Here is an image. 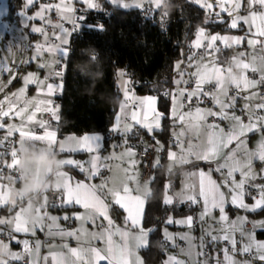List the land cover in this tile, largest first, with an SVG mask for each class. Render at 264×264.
<instances>
[{
  "label": "snow or ice",
  "instance_id": "snow-or-ice-1",
  "mask_svg": "<svg viewBox=\"0 0 264 264\" xmlns=\"http://www.w3.org/2000/svg\"><path fill=\"white\" fill-rule=\"evenodd\" d=\"M35 2L36 0H23V6L18 11V15L23 17L20 27L29 30L31 34L43 36L44 42L35 43V53L30 59L19 61V63L27 66L36 61L38 57H43L44 53H48L50 58L40 62L38 69H50V71L43 79L39 77L38 72H27L22 76L23 86L16 92L5 94L0 100V130L6 129L3 138L0 139V148L5 149L4 152H0V157H10V160L0 161V168L16 173L8 177L9 183H0V206L7 208L9 213L14 211L17 198L21 201L24 199L23 192L14 186L15 181L20 182L21 180L18 173L19 149L24 143H43L57 154L86 149L87 152L93 154L87 176V179L91 180L99 174L97 161L101 159L99 149L104 140L102 133L84 134L79 137L72 134L61 140L58 138V130L52 127L51 122L39 119L37 116L38 113L46 112L51 115L53 121L60 120L59 105L54 103L52 97L57 90L63 91V76L67 71V61L72 51L71 37L74 34H80L82 26L104 31V25L85 23L88 16L86 14L77 16L76 9L70 0L67 2L60 0L58 4L41 3L36 11L29 14L28 9ZM107 2L118 9L134 7L144 10L143 0H134L133 3H129L128 0H107ZM82 3L87 6L85 12L103 10L102 5L94 0H82ZM148 3L153 13L162 6L161 0H148ZM189 3L203 10V24H223L225 23L224 15H226L229 18L228 28L235 30L242 24L246 26L247 32L244 35L209 33L206 27L198 26L194 34L195 39L191 41V47L187 52H181L182 59L174 65L180 77L175 79L174 83L177 86L181 84L186 86L179 89L178 95L189 103L186 106L187 111L178 110L184 109L185 104L178 103L177 94L172 93L170 116L172 128L179 126L181 131L171 133L174 142L167 150V158L172 164L177 161H181L184 165L190 164L192 170L188 172V176L192 178V182L184 184L175 197L166 194L163 204L166 208L173 206L176 202L191 204L193 207L192 214L182 219H174L172 215H169L165 223L186 225L189 230H194L198 221L204 233L200 237L198 248L203 249L206 242L212 246L218 245L221 241L227 242L222 250L223 264H254L252 259L247 258L249 254L258 257L259 261L264 264V240L256 238L257 231H264V218L254 221L250 220L247 215L264 210V183L259 182L264 181V96H261L258 102L253 103V98L258 95V87L264 85V0H189ZM53 9L59 17L56 23H53L50 18L46 19V13ZM6 14L7 9L0 11V17ZM166 17V13L161 14L162 25ZM145 18L149 16L145 14ZM151 18L155 20L154 16ZM37 19L44 24L51 25L54 29H59L58 33L53 32L52 34L58 43H49L50 37L45 28L31 23ZM61 21H67L72 27H65ZM16 30V26L0 21V39L5 33L12 34ZM245 40L253 52L256 51L257 45L260 46L259 62L255 55L250 62L244 59L237 61V55L241 58L245 56L244 52L237 53L231 59L236 62V68L241 69L239 73L233 71L231 63L228 67H223L217 62L215 54L221 51L219 45H223L225 49L233 46L239 47ZM201 48L205 50L206 55L194 51ZM197 56H200L202 68L196 63ZM185 60L189 79H184ZM14 63L16 62L9 61L8 65L0 70V93H5V90L17 78L18 70L9 66ZM248 70L258 74V78L253 79L246 75L245 72ZM5 72L8 74L7 81L2 79ZM116 75L121 81L123 99L118 106L119 111L115 114V122L111 131L122 136L123 154L130 158L129 164L135 166L136 153L129 144V136L139 135V132L138 130L133 131L134 125L131 123L125 122L121 126V114L127 116L130 112L131 121L145 129L150 136L155 131L162 130L161 121L165 118V114L157 111L155 107L157 97L152 95L137 98L139 111L135 110L137 109L136 104L129 109L128 104L134 98L128 87L132 81L130 77L124 79L127 76L125 69H117ZM56 78H59V83L52 82ZM192 83L194 87H187ZM30 85L35 86L36 95L28 98L27 89ZM205 85H209L211 90L205 91ZM243 92H247V95L243 96V106L238 109L237 100ZM218 94H222L224 98L220 99ZM165 95L167 96L168 93ZM194 97L197 106L193 111L191 101ZM205 97L212 100L211 108L199 106ZM22 98L23 103H20ZM149 113L152 114L150 118ZM209 118H213L211 123L208 122ZM16 119L19 123L4 122ZM217 120L223 122V126L217 123ZM202 129L206 131L203 138ZM186 131L195 133L198 141L196 144L189 143L187 148L181 139ZM250 135L255 136L254 141L250 142ZM67 142L73 143L75 147L65 148L64 144ZM163 148L164 146L157 140L155 151L159 153L163 151ZM173 148L178 151H173ZM59 164L60 170L57 175L61 180L54 188L63 191L68 203L74 202L84 209L83 213H74V217L76 220L90 223L95 231L90 234L85 232L88 236L85 246L80 242L79 229H61L55 234L50 229L48 236L51 239H54L55 235H59L62 241L65 237L77 239V247H70L67 242L60 245L62 249L67 250L66 252L50 251L52 264H144L138 254L139 250L149 246V236L156 230L144 227L146 200L134 199L127 185L118 184L111 177L99 185L84 181H77L73 185L70 183L69 174L62 171L63 166L74 165L84 172V165L71 158H60ZM3 179L4 177L0 175V180ZM154 179L155 177H151L146 182L149 185ZM109 182H111V187H108ZM164 188L165 190L170 189L171 184L165 183ZM108 197L111 199L109 200ZM246 197H249L252 203H247ZM44 202L46 205V195H44ZM229 205L233 209L242 210L244 215L237 214L235 217H230L226 210ZM113 210L123 213V226L115 223L110 215ZM37 212L36 219H29L24 208L20 207L19 211H15L14 216L0 218V225H13L12 231L15 233H31L34 236L38 226L43 230V220L46 215L41 214L40 209H37ZM51 219L56 220L57 218ZM64 219L68 220L69 217L65 216ZM204 225L211 227L205 231ZM130 231H136L139 234L140 238L134 243L129 241ZM0 234H5L4 229H0ZM7 235L10 239L13 238L11 231ZM162 235L165 240L171 239L167 228L163 230ZM237 235L239 240H237ZM186 238L187 236L181 237V239ZM17 243L22 244L23 253L11 252L9 246L0 241V264H9L6 257L20 260L24 254L33 255V246L27 239L17 240ZM41 246L42 242L37 239L34 245L36 258L26 260L25 264H39ZM202 255L208 256V253L197 252L198 257ZM43 259L47 264L48 255H45ZM173 261L174 264H184L175 257L168 258L163 264H171ZM195 264H202V262L197 259ZM203 264H212L211 258ZM215 264H222V262L216 259Z\"/></svg>",
  "mask_w": 264,
  "mask_h": 264
},
{
  "label": "trees",
  "instance_id": "trees-1",
  "mask_svg": "<svg viewBox=\"0 0 264 264\" xmlns=\"http://www.w3.org/2000/svg\"><path fill=\"white\" fill-rule=\"evenodd\" d=\"M98 1L103 10L85 12L86 9L76 6V14L88 16L85 23H102L104 31L82 26L80 34L71 37L72 51L63 76V91L57 97L60 120L54 128L59 136L102 133L108 146L106 134L120 102L117 69L126 70L137 94L156 96L160 112L166 115L169 102L162 92L172 82L174 64L182 58V51H188L197 27L204 26L220 33L241 31L228 28L227 20L223 24H203V10L189 0H166L170 18L167 31L160 24L146 19L140 9H118L107 0ZM22 3L23 0H8L9 11L16 13ZM109 12L111 14L107 15ZM229 51L224 48L218 53L220 64H224ZM160 134L159 138L163 139L164 131ZM139 137L140 134L129 136V141ZM180 174L177 171L166 176L161 168L153 173L155 179L151 181L152 191L147 198L143 223L145 228L156 230L149 236V246L142 250L145 264H159L164 255L165 250L159 249L158 244L162 241L160 231L165 219L169 215L183 217L192 214V206L183 204L166 208L162 204L164 182L169 180L171 189H176Z\"/></svg>",
  "mask_w": 264,
  "mask_h": 264
},
{
  "label": "crops",
  "instance_id": "crops-1",
  "mask_svg": "<svg viewBox=\"0 0 264 264\" xmlns=\"http://www.w3.org/2000/svg\"><path fill=\"white\" fill-rule=\"evenodd\" d=\"M55 1H57V0H55ZM66 2H67V0H66ZM70 2H72V0H70ZM95 2L99 3L98 0H95ZM75 3L77 5L83 7L84 9H86V7H87L86 5H84L82 3L81 0H76ZM165 5H166V0H165V3L163 4V6H165ZM7 6H8V4H7ZM7 11H8V9H7ZM215 11H219V9H215ZM228 19L229 18L226 15H224V20L228 21ZM53 21L57 22L58 20L56 18H53ZM206 29L209 33H216V32L210 31V29H208V28H206ZM238 29H241V31L236 32V33H226V34L244 35L247 32L246 26H244L242 24L240 25V27H238ZM221 34H225V33H221ZM194 39H195V37H194ZM217 43L219 44V42H217ZM219 46H220L221 50L224 49L223 45H219ZM227 49H229L230 51H229L228 57L226 58L223 65L219 63V59H220L219 54H218L219 52L215 54L216 59H217V62L223 67H228L229 63H231V65L233 67V71L235 73H239L241 71V69L236 68V66H235L236 62L232 61V59H231L234 55H237V53H239V52L245 53V56L243 58H241L237 55V61H239L240 59H244L246 62H250L254 55L256 56L257 62H259V60H260V55H259L260 46L257 45L256 51L253 52V50L248 47L246 40L239 47L233 46V47L227 48ZM181 59H179L177 61H180ZM196 63L199 67H201V68L203 67L201 60H200V57L196 59ZM183 66L185 68L184 79H186V77L188 76V74H187V61L186 60H185ZM192 70L195 71V69H192ZM249 72H250V70L246 71L245 74L248 75ZM127 78H129L128 74H127V76L124 77V79H127ZM179 78L180 77L177 73V70L174 67V72L172 75L171 84L174 86L173 93L177 94V102L178 103L181 102V97H179L178 91L180 88H183V86H184L183 84L177 86L174 83V80L179 79ZM117 86H118V90L120 92V102H121V100L123 99V96H122V86H121L120 79L117 80ZM206 86H208V85H205L204 88ZM128 87L131 90L130 94H132L134 96L133 100H131L129 102L128 107H129V109H131L132 105L136 104L137 109H135V110L139 111L140 110L139 109V100L137 98L148 96V95L137 94L132 83H130L128 85ZM34 91H36L35 88H34ZM218 95H220V99L224 98L222 94H218ZM244 95H247V92H243L237 100V108L238 109L243 106V103H244L243 96ZM258 101H259V98L257 95L256 97L253 98V103L258 102ZM120 102H119V104H120ZM171 106H172V104L170 101L169 107L167 110L169 118L167 120L165 117L161 121L162 130L155 131L151 136L147 133V131L145 129L141 128L139 125H135V122L131 121L130 112L128 113L127 116H125V114H121V126H123V124L125 122L131 123L134 125V129H133L134 132L138 130L140 136L141 135L143 137L147 136L145 138L148 141V143H153L154 146L156 147V141L158 140L160 142V144L164 146L163 151L157 153L155 155L153 161H152V172H151L150 178L153 176L154 171L158 168H161L163 174L166 176H169L170 174H173L177 171H180V173H181L179 185L176 189L172 190L170 188L168 190H165L164 185H163L162 204H163V199H164L166 194L175 197L181 191L182 186L184 184L192 182V178L188 176V172L192 170V167L190 164L184 165L181 161H177L175 164H172L169 162V160L167 158V150L169 147L172 146V144L174 142L173 136L171 135V133L173 131H175L177 133H179L181 131V128L179 126L176 127L175 129L172 128V120L170 118ZM212 106H213V103L211 106H200V107L201 108H211ZM155 107H156L157 111L160 112L158 98L156 100ZM192 109L194 111L195 107H192ZM178 110L187 111V107H185L184 109H178ZM118 111H119V107H118L116 112H118ZM42 113H44V112H42ZM42 113H38L37 116H39ZM148 115L150 118L152 114L149 113ZM211 119H213V118H209V120H208L209 123L212 122ZM6 121L8 122V120H5L4 122H6ZM11 122L19 123V120L16 119V120H13ZM114 122H115V116H114L113 123ZM218 123H220L221 126H223V122L219 121ZM109 130L111 131V128ZM0 131H1L0 139H2L3 135H4V131H6V129L0 130ZM162 131H164V135H163L164 138L163 139L159 138V136H161L160 133ZM87 134H93V133H87ZM115 134L119 135V138L122 140V136L120 134H118V133H115ZM69 135H72V134L59 136V133H58V138L63 140L65 137H67ZM204 135H206V131L202 129V138ZM76 136L79 137L82 135H76ZM181 139L184 141L185 148H187V145L189 143H192V144L198 143V141L195 138V133L189 132V131H186L184 133V135L181 137ZM254 140H255V136L250 135V142L254 141ZM30 144L33 147H35L37 152H39L41 150L42 146H46L47 150L50 153H54L53 151H51L49 149V147L46 144H43V143H30ZM64 147L67 149H72L75 147V145L71 142H67L64 144ZM172 150L178 151V149H176V148H173ZM4 151H5L4 148H0V152H4ZM123 153H124V145L122 148L117 150L114 147V142H109V144L107 146L106 142H105V137H104V140L102 141V145L99 149V155H100L101 159L97 161L99 171L103 170V174H101V175L98 174L94 179H91V180H88L87 176H88V170L91 167V157L93 154L87 152L86 149L85 150H79L78 149L75 152H66L63 154L55 153V154L58 156L59 159L60 158H64V159L71 158V159H74L76 161H80L84 165V167H85L84 172H81L80 169L74 165L63 166L62 171H66L69 174L70 183H72L74 185L77 181H84L85 183L99 185L100 183H102V181L111 177L113 180L116 181V183L127 185L129 187V189L131 190V194L133 195L134 199L146 200L145 206H144V215H145L147 198L150 196L151 191H152L151 183L148 185L146 180H143L141 178L139 169L135 166L130 165L129 164L130 158L126 154H123ZM105 158H107V159H105ZM4 159L10 160V157L9 156L0 157V161H2ZM156 161H158V163H154ZM126 169H128V171H126ZM170 169H171V171H170ZM59 170H60V164H59L57 172L55 173V176L50 174V170L48 173L41 175L39 172V165H37L34 169V171L36 172V179L38 181H40L41 183H44L45 181L50 182V183H48L47 187L44 190L37 189V190L33 191L32 193H28L22 188V185L19 181H15L14 186L17 189H19V191L23 192V194H24L23 201H21L19 198H17V205H16V207L12 213H9L7 208L0 206V218L14 216L15 211H19L20 207L24 208L25 214L29 217V219H36L38 217L37 209H40L41 214H46L44 216V220H43V224H44L43 230H41L38 226L34 236L31 233H28V234L15 233L14 231H12L13 225H0V229H4V233L7 234L9 231H11V235L13 237L12 239H10L9 241L5 240V239H0V241H3L5 244H7L9 246V249L11 252L23 253V248H20L18 246L17 240L23 241V240L27 239L29 241V244L31 246H33V255L28 256L27 254H24V255H22L21 259L28 258V260H29V259H35L36 258L34 245H35V241L37 239H39L42 242V246L40 248V254H39V264H45L44 259H43V257L45 255H48L47 264H52V257L49 255L50 251L66 252L67 251L66 249H62L60 247V245L63 242H67V244L70 247H77V239H75V238L65 237L63 241L61 240V237L59 235H55L54 239L49 238L48 232L50 229L54 234L58 233L59 230H61V229H72V230L79 229L80 231L78 232V236L80 238V242L82 244H84L85 246H86L87 240H88V236L85 235V232L90 234L92 231H95V229H93V227L90 223H86L84 221L75 219L74 213H83L84 209L81 206L76 205L74 202L68 203L67 198L64 195L63 191L57 190L54 188L61 180V178L57 175ZM0 175H2L4 177L3 180H0V183H9L10 181L8 180V177L10 175L14 176V175H16V173L14 171L10 172L6 168H0ZM259 182L264 183V181H259ZM165 183H170V182H169V180H166L164 182V184ZM108 187H111V182H109ZM52 189L57 190L62 194V197H63L62 201L64 204V207L62 209L49 208L47 206V204L45 205L44 195H46L47 192L49 190H52ZM108 199L110 200L111 198L108 197ZM245 199H246L247 203H252V201L249 197H246ZM174 205H183V204H181L180 202H176ZM185 205H187L189 207L192 206L191 204H187V203ZM113 208H115L114 205H113ZM226 210L228 211V214L230 217H235L237 214L244 215L242 210L233 209L231 205H229ZM110 215L112 216V218L114 219V221L117 225L123 226V213L121 211L113 210L110 212ZM217 215H218V213H217ZM247 215H248V218L250 220L260 221L262 218H264V210H261L255 214L248 213ZM65 216H68L69 219L65 220L64 219ZM53 217H55L57 219L52 220L51 218H53ZM184 217H186V216L174 217V219H182ZM166 219H165V221H166ZM165 221L162 223V226H161V231H160L161 232V240L163 242L171 244L172 247H171V249L164 251V255H163L159 264H163V262L170 257H175L177 260L183 261L184 264H195V261L197 259H199L203 264V262L206 261L205 256H203V255L199 256V257L197 256V252H200V251L205 252V247H206L205 246L203 249H200L197 247V245H199V243H200V237L202 235H204V233L201 231V228L199 226V222L198 221L196 222L197 226L195 227L194 230H189V228L186 225L181 226V225H177V224H166ZM68 222L72 223V227L66 226V224ZM210 227H211L210 225H204V230L207 231ZM225 227H227V225H225ZM165 228H167V232H168L169 237L171 239L165 240L164 236L162 235V232ZM182 236H187V238L181 239ZM193 237H195V239H193ZM138 238H140V237L136 231H130L129 232L130 243H134ZM256 238L260 239V240H264V231H257L256 232ZM93 243H95V241H93ZM178 243H181L183 246L181 248H177ZM50 245H52L54 247L50 248L49 247ZM206 245H207V242H206ZM143 249H145V248L140 249L138 254L141 256V258L144 261V258L142 255ZM189 252L191 253L190 255H189ZM6 258L9 260V262H18V260H13V259H11V257H6ZM171 264H174V261L171 262ZM255 264H262V262L259 261L258 257H256V259H255Z\"/></svg>",
  "mask_w": 264,
  "mask_h": 264
},
{
  "label": "built area",
  "instance_id": "built-area-1",
  "mask_svg": "<svg viewBox=\"0 0 264 264\" xmlns=\"http://www.w3.org/2000/svg\"><path fill=\"white\" fill-rule=\"evenodd\" d=\"M151 7H145L143 10V16H145V14H147L149 16L148 19H150L152 22L160 24L162 26V29L164 31H167L169 28V24H170V18L168 15V10L166 8V5L161 7L160 9H157L154 13L150 11ZM162 13H166L167 17L164 19L163 21V25L161 24V14ZM77 16H79L78 14H76ZM152 16L155 17V20L153 21V19L151 18ZM72 27V26H71ZM191 47V46H190ZM189 47V48H190ZM198 53H200L201 55H206V52L203 48L201 49H196L194 50ZM200 56H197V58H199ZM249 77L256 79L258 78V74H254L251 71L248 74ZM186 79H189V76L186 77ZM52 82H56L59 83V78H56L54 81ZM186 87L185 85L183 86V88ZM189 88L194 87V83L190 84L189 86H187ZM173 89L174 86L170 83L169 86L162 92V96L170 103L171 101V95L173 93ZM205 91H209L210 86H206L204 88ZM258 91V98L260 99L261 96H264V85H261L258 87L257 89ZM165 93H168V95L166 96ZM61 92L58 91L55 95H54V103L56 105H59V102L57 101V97L60 96ZM181 102H183L185 104V107L187 106V104L189 103L186 99L181 98ZM212 100L205 97L203 100V103L199 104V106H211L212 105ZM192 107H196L197 106V101L196 98L194 97L193 100L191 101ZM239 114V113H238ZM166 119L168 120L169 116H168V112L165 115ZM39 119H43V120H48L51 122L52 127H56L58 122L57 121H53L51 119V115L49 113H42L38 116ZM212 121V119H211ZM217 123L219 122L218 120L216 121ZM106 139L109 142H114V147L115 149H120L123 147V143L122 140L119 138V135L115 134L112 131H108L106 134ZM129 144L134 148L135 150V159L137 161L135 167H137L140 171V176L143 180H147L150 178L151 176V172H152V161L155 157V155L157 154V152L155 151V146L153 143H148V141L146 140L145 137H143L142 135L137 139V140H133V141H129ZM99 174H103V170L99 171ZM47 197V206L49 208H55V209H62L64 207L63 201H62V194L57 191V190H49L46 194ZM158 221L161 222V217L158 218ZM67 227H72V223L68 222L66 224ZM0 239H5V240H10L9 236L5 233V234H0ZM227 242L221 241L218 245L216 246H212V245H206L205 247V253H208V256H205L206 260H208L209 258H211L212 260V264H215L216 259H219L222 264L224 262V255H223V249L226 246ZM18 246L20 248L22 247V244L18 243ZM183 245L181 243L177 244V248H181ZM172 245L166 242H162L160 241L158 244V248L162 249V250H168L171 249ZM230 247V246H229ZM254 256H252L251 254L248 255V259H253ZM28 260V258H23L18 260V262H9V264H25V261Z\"/></svg>",
  "mask_w": 264,
  "mask_h": 264
},
{
  "label": "rangeland",
  "instance_id": "rangeland-1",
  "mask_svg": "<svg viewBox=\"0 0 264 264\" xmlns=\"http://www.w3.org/2000/svg\"><path fill=\"white\" fill-rule=\"evenodd\" d=\"M75 1L76 0H72V2H71L74 8L77 5L75 3ZM94 2H95V0H94ZM128 2L133 3L134 0H128ZM35 3H38V5L36 4V6L34 7ZM35 3L32 7H30L28 9L29 14L36 11L39 8V5L41 3L58 4V3H60V1L59 0H57V1H55V0H43V1L36 0ZM143 3H144V7L151 6L148 3V0H143ZM164 3H165V0H161L162 6ZM7 4H8L7 0H0V11H4L5 9H8ZM22 6H23V3L21 5V8H22ZM33 7H34V9H32ZM133 8H129V9H133ZM18 11L16 13L12 14L8 9L7 14L4 15L3 17H0V21H2L3 23H7L9 25H14L17 28V30L15 32H13L12 34L5 33L3 35V38L0 39V70H2L6 65H8L9 61L16 62V63L9 65V66H12L18 70L17 78L12 82L11 85H9V87L5 90V93H0V100H2L4 98L5 94H10L12 92H16L19 88H21L23 86L22 85V76L25 75L27 72H38L39 77L41 79H43L45 74L50 71V69H46V70H39L38 69V64L40 62H42L43 60H48L50 58L48 53H44L43 57H38L36 61L28 64L27 66H24L22 63H19V61L30 59L31 56L35 53V48H34L35 43H37V42L43 43L44 38H43V36H41L39 34H31L29 30L22 29L20 27V23L23 20V17L18 15ZM47 18H50L53 23H56L53 21V18H56L57 20H59V17L57 16L55 9L46 13V19ZM31 23H35L36 26H38V27H44L45 28V30L48 32L49 37H50L49 43H58V41H56L55 37L52 35L53 32H57V33L59 32L58 28L54 29L51 25L44 24L39 19H37ZM61 23H63L64 26L68 27V28H71V26H72L67 21H61ZM53 41H55V42H53ZM2 79L4 81H7L8 74L6 72L3 73ZM34 88H35V86H32V85H30L28 87V89H27V97L28 98H31L32 96L36 95V91H34ZM20 103H23V98L21 99ZM8 122H11V121H8ZM8 122L6 121L5 123H8ZM237 240H239L238 236H237ZM255 259H256V257H253V259H252L254 261V264H255Z\"/></svg>",
  "mask_w": 264,
  "mask_h": 264
},
{
  "label": "clouds",
  "instance_id": "clouds-1",
  "mask_svg": "<svg viewBox=\"0 0 264 264\" xmlns=\"http://www.w3.org/2000/svg\"><path fill=\"white\" fill-rule=\"evenodd\" d=\"M20 164L18 166V173L21 177L20 183L22 188L28 192L39 189L44 190L48 183L45 181L41 183L36 179L35 167L39 165V172L41 175L48 173L55 176L59 167V158L55 153H50L46 146H42L39 152L36 151L30 143H24L19 149Z\"/></svg>",
  "mask_w": 264,
  "mask_h": 264
}]
</instances>
